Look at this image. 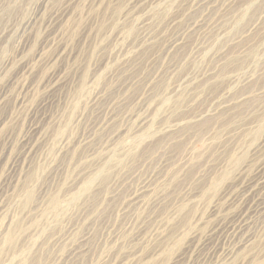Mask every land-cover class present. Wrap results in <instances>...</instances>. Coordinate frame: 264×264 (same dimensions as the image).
I'll return each instance as SVG.
<instances>
[{
    "label": "rangeland",
    "instance_id": "374dc122",
    "mask_svg": "<svg viewBox=\"0 0 264 264\" xmlns=\"http://www.w3.org/2000/svg\"><path fill=\"white\" fill-rule=\"evenodd\" d=\"M0 264H264V0H0Z\"/></svg>",
    "mask_w": 264,
    "mask_h": 264
},
{
    "label": "bare ground",
    "instance_id": "6f19581e",
    "mask_svg": "<svg viewBox=\"0 0 264 264\" xmlns=\"http://www.w3.org/2000/svg\"><path fill=\"white\" fill-rule=\"evenodd\" d=\"M10 241H12V238H10Z\"/></svg>",
    "mask_w": 264,
    "mask_h": 264
}]
</instances>
